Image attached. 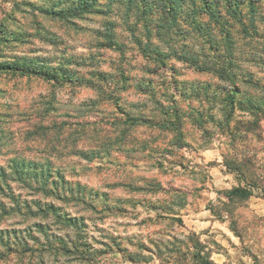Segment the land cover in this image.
I'll use <instances>...</instances> for the list:
<instances>
[{"label": "rangeland", "instance_id": "1", "mask_svg": "<svg viewBox=\"0 0 264 264\" xmlns=\"http://www.w3.org/2000/svg\"><path fill=\"white\" fill-rule=\"evenodd\" d=\"M250 4L246 28L222 6L223 27L202 14L197 35L181 10L166 31L160 8L144 19L124 0L65 16L51 9L75 2L0 0V62L26 55L58 76L0 71V167L49 163L85 199L9 177L20 211L0 212V264H264V0ZM37 200L77 227L33 215Z\"/></svg>", "mask_w": 264, "mask_h": 264}, {"label": "trees", "instance_id": "2", "mask_svg": "<svg viewBox=\"0 0 264 264\" xmlns=\"http://www.w3.org/2000/svg\"><path fill=\"white\" fill-rule=\"evenodd\" d=\"M99 0H71V2H75L74 7H67L64 9H60L59 11H53V14H63V16L67 15L70 10L74 11V14H79L82 12H91L94 8L96 9L97 2ZM113 1V0H111ZM247 2V5L252 3L254 0H199V3L196 0H124V3L128 7L134 6L135 8L139 9L144 19L149 16L150 11L153 8H160L162 10V18L160 19L158 26L162 30H171L172 27L176 23V17L178 10L180 12L185 13L187 17L188 23L192 26V29L197 33V35L202 34V24L200 22V17L202 14L209 15V17L218 24L223 27V23H220L221 12L220 8L223 6L226 9V13L230 16H236L237 21L241 23V25L246 28V25L242 24L240 21L242 18L243 13L238 10V4ZM219 9V10H216ZM252 5L250 4V9L252 12ZM98 9V8H97ZM100 10V9H99ZM58 12V13H57ZM164 18V19H163ZM148 28V26H147ZM246 30V29H244ZM255 31H257L255 29ZM228 33H225V37ZM107 37L109 42H113L114 40L112 37ZM23 38L22 35L15 40H19ZM2 41H8V37L2 36ZM150 41V40H149ZM144 41L140 38L136 39V43L139 46V49L142 50L143 54L148 56V53L151 56H155L157 60L158 56L161 54L160 50L157 47H151V41ZM196 61V60H194ZM159 62V61H158ZM198 68L200 70H210V67L203 63ZM206 66V67H205ZM46 64L40 63L32 58H29L26 55L15 56L14 60L10 61H1L0 62V71H11L15 74L19 75H27V76H39L46 79H56L58 76L55 70H49L46 68ZM219 78L224 79L226 78L228 81H233V74L227 76L226 71L224 69H217L213 70ZM234 92L239 91V87L237 85L233 86ZM228 106L233 104V100L231 96L228 98ZM231 109L229 110V112ZM171 123V122H170ZM200 122H198L199 124ZM176 126L177 123H171V125ZM75 154L82 156L80 151H76ZM86 154H84L85 156ZM91 158V155L89 156ZM90 160V159H89ZM57 177L56 178H54ZM11 181H18L23 184L26 188L30 189L31 191L39 192L45 196H54L58 200H80L85 202L83 195H80L82 191L80 190V184H76V189L74 187V183L66 179L63 174L59 170L52 172L50 169V165L48 164H41L34 161L26 162H16L9 165V169H5L4 167H0V194L4 198H8L10 202L7 205V202L0 199V212L3 214H10V212L20 211V205L18 201H16V197L13 194L12 188L10 186ZM67 185V186H66ZM6 190L8 192H6ZM8 194V195H7ZM232 196L238 197L240 199H246L251 196V190L246 187H236L231 192ZM80 196L82 199H79ZM34 206L36 207L35 214H41L42 218H47L49 215H53L57 222L64 223L66 222L69 225L77 227L79 220L75 216H69L67 213H61V209L59 206H56L53 202H42L41 200L33 201ZM36 230L40 233L47 234L45 230V226L41 223L35 224ZM4 233L0 229V242L3 243L4 246H7V240L4 241ZM66 246H62L65 248ZM202 264H213L212 261L207 257V259H202Z\"/></svg>", "mask_w": 264, "mask_h": 264}, {"label": "crops", "instance_id": "3", "mask_svg": "<svg viewBox=\"0 0 264 264\" xmlns=\"http://www.w3.org/2000/svg\"><path fill=\"white\" fill-rule=\"evenodd\" d=\"M206 212V211H205ZM205 215L207 214V213H204Z\"/></svg>", "mask_w": 264, "mask_h": 264}]
</instances>
